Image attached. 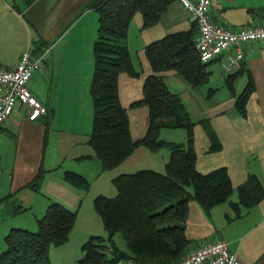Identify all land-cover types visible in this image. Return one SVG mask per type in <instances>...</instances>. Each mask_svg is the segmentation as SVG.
<instances>
[{
	"label": "trees",
	"instance_id": "obj_1",
	"mask_svg": "<svg viewBox=\"0 0 264 264\" xmlns=\"http://www.w3.org/2000/svg\"><path fill=\"white\" fill-rule=\"evenodd\" d=\"M175 1L92 0L88 4L99 13L98 36L93 48V125L89 137L95 157L104 170H109L142 145L153 151L168 147L171 153L165 171L146 168L122 173L113 179L117 188L115 196L98 194L95 197L94 206L102 218L107 237L90 236L83 245V256L78 264H118L130 259L153 264H177L187 254L192 242L186 231L191 200L198 201L206 209L229 202L234 217H241L264 198V186L255 173H250L235 188L226 166L209 172H201L197 168L193 144L196 122L192 120L181 95L172 91L164 78V73L172 71L193 86L209 81L210 62L200 59L196 47L199 31L195 22L189 29L168 33L145 46L152 72L143 81L142 97L130 106L148 107V126L144 136L134 139L131 135L128 109L121 101L119 86L122 73L133 78L141 75L126 42L130 23L134 15L140 13L143 27H152L162 20ZM242 72L243 69L227 78L233 93L234 81ZM254 89V80L249 72L248 82L236 103L244 115ZM206 120L199 122L204 124ZM164 127L187 128L188 142L160 139L159 131ZM208 132L216 139L213 130ZM219 147L218 142L212 148ZM64 179L75 187H88L85 177L75 171H65ZM235 191L238 199L232 201L230 197ZM76 217V210L58 201L50 203L45 214L38 219L37 231L10 230L5 237L7 248L0 252V264H51L50 246L68 240ZM118 233L124 237L126 249L117 245L115 237Z\"/></svg>",
	"mask_w": 264,
	"mask_h": 264
},
{
	"label": "crops",
	"instance_id": "obj_2",
	"mask_svg": "<svg viewBox=\"0 0 264 264\" xmlns=\"http://www.w3.org/2000/svg\"><path fill=\"white\" fill-rule=\"evenodd\" d=\"M91 1L0 0V67L13 68L21 54L31 47L35 53L42 52L45 47H52L42 60V69L36 71L29 82L31 92L47 106V113L31 120L28 118L27 107L19 105L0 128V162L3 169L0 178V204L8 207L11 205L12 214L18 215L16 228L35 224L29 216H23L24 211L26 214L34 211V215H30L37 219L41 212L42 216L45 214L49 204L54 201L70 209V204H79L80 193L84 190L67 182L64 179L65 171H77L94 178L103 170L102 163L95 157V151L89 144L93 125V48L99 27L98 11L88 6ZM180 12L188 18L186 28L189 29L193 23L191 15L178 0L172 3L160 23L154 27L165 21L172 32L180 31L176 29L182 21ZM210 16L215 23L232 28L264 25V0H211ZM140 19L143 23V18ZM243 49L245 57L240 69L226 72L221 65L223 78L219 70H216L220 80L223 79L228 84V76L243 69L239 79L234 81V84L237 81L239 84L238 89L234 88L238 94L246 86L249 72L253 77L255 89L248 101V115L246 118H239L233 112L231 118L237 117L243 121L239 126L247 133L244 147L257 154L253 158L258 165L250 172L257 174L264 186V41L245 43ZM230 53H235V50L232 49ZM225 59L226 54H223L210 63L218 61L221 64ZM149 73L151 72L138 77L142 80L138 83V93L134 95L129 91L127 93L133 87L131 79L134 78L120 75V98L127 109L133 101L142 97V84ZM164 78L172 91L179 94L188 92L192 98L198 96L195 89L199 86L191 85L181 75L166 72ZM171 82L183 91L173 89ZM233 97L232 95L231 98ZM226 103L229 106L233 102L228 99L211 111L222 114ZM208 108L207 106L205 113L201 111L200 114H206L211 109ZM234 129V126L233 130L227 128L230 131H235ZM248 134H255L257 138H248ZM129 157L130 155L126 159ZM140 169L146 167H138L137 170ZM149 169L160 170L153 167ZM231 178L233 181L232 176ZM32 182H35V186L29 185ZM233 185L237 188L239 184L235 185L233 182ZM236 197L238 199V195ZM225 204L229 221L238 222H234L235 225L228 222L221 227H213L211 231L214 237L190 245L189 251L223 238L228 241L230 249L237 253L240 264H264V198L258 205L246 210L241 217H234L229 202L222 205ZM199 205L203 207L200 203ZM7 232L8 229L2 233L3 238ZM188 237L192 240L189 235ZM1 247H4L2 238Z\"/></svg>",
	"mask_w": 264,
	"mask_h": 264
},
{
	"label": "rangeland",
	"instance_id": "obj_3",
	"mask_svg": "<svg viewBox=\"0 0 264 264\" xmlns=\"http://www.w3.org/2000/svg\"><path fill=\"white\" fill-rule=\"evenodd\" d=\"M141 16L140 13H136L132 18L126 42L129 44L134 65L137 70L141 72L139 77H144L147 72H152L150 63L145 54V43L159 39L169 32L171 33L172 28L170 29V26H168L165 21L158 27H154L155 25L152 27H143V23L140 19L142 18ZM180 16L182 21L180 26L176 29H188L186 28L188 27L186 25L188 18L185 17L182 12H180ZM216 68L219 70L221 77L223 78L221 64L218 61L211 62L209 64V69L211 71L209 81L195 89L196 92H198V96L192 98L188 92H182L180 95L192 115V120L196 122L193 127V144L197 153V168L211 171L218 167L226 166L234 179V184L237 185V183L240 184L245 181L251 173L250 171H253L256 165H258L253 158L257 156V154L244 147V139L247 133L243 132L242 128L239 126L243 121L237 119V117L231 118L233 112H235L239 118H246L248 115V110L246 111V115H244L236 105L240 93L238 94L237 91L233 93L229 84H225V81H222V78V80H220ZM122 74V76H128L125 73ZM131 80L134 82L132 84L133 87L131 90H126L127 93L129 91V93L134 95L135 93H138V83L142 79L136 77ZM238 85V81L235 82V89H238ZM171 87L175 90L183 91L181 90L182 88L179 89L175 87L172 82ZM124 95L126 96L127 94L125 93ZM232 95L234 96L233 98H231ZM228 99L233 103L229 106H227L228 103L224 104V112H222V114L218 112L213 113L211 111L213 108H219V106L222 105L221 103ZM207 106L211 108V112L208 111L206 114H212H200L201 111L205 113ZM247 106L248 104H246V108ZM128 110L130 114L129 119L132 137L140 138L144 136L148 126V107L145 105L138 107L129 106ZM201 119L208 120L203 124L199 122ZM233 126L235 131L227 130L228 127L233 130ZM209 130L214 131L216 139H213L210 136V133L208 132ZM251 137L257 138L255 134H248V138ZM159 138L165 141L186 144L188 142L189 132L188 129L184 127H164L159 131ZM218 142L220 143V147L212 148L214 145L218 144ZM137 148H139L138 151L132 153L133 155H130L128 159H125L112 169H103L98 176L94 178H90L75 171L85 177L88 187L80 188L84 191L83 193H80L81 198L79 204L74 206H71L72 204H70L69 206L73 208H71V210L77 211L76 221L69 233L67 241L60 245L53 244L50 246L49 257L51 264H78V260L83 256V245L87 242L90 236L101 235L107 237V231L104 228L102 218L95 209L94 199L100 193L110 197L117 194V188L113 182V179L116 176L122 173L135 172L138 167H153L160 169L159 171H165V163L169 160L171 153L168 147H162L157 151H153L145 145ZM255 149L258 150V148ZM190 191H193L192 188H190ZM237 195V191H235L230 199H237ZM190 203L191 212L189 220H187L186 227L188 228L186 231L188 233L187 235L192 238L191 245L212 239V237H214V234L211 231L213 227L218 228L221 227V225L228 224V222L229 224L238 222L229 221L226 214L227 210L224 207L227 206L226 204L222 205V203L206 209L205 207H201L199 203L194 200ZM36 212L38 213V211ZM228 212H230V210ZM232 212L234 213V211ZM34 213V211H28L26 214L24 211L23 214L25 215L23 216H29V218L33 219V223L35 224H33V226H25L21 228L30 231L38 230V219L42 217V212L41 216L37 217V219L30 215H34ZM233 213L231 214L233 215ZM17 223L18 215L12 214L11 205L8 207L6 204H0V238L3 239L4 244V247L0 248V252L7 248V243L5 237H2V233L8 229V234L12 228L18 227ZM9 224L13 226H9ZM235 224L236 223L233 225ZM115 240L121 249H126V241L121 233L116 235ZM118 264L128 263L124 260Z\"/></svg>",
	"mask_w": 264,
	"mask_h": 264
},
{
	"label": "built area",
	"instance_id": "obj_4",
	"mask_svg": "<svg viewBox=\"0 0 264 264\" xmlns=\"http://www.w3.org/2000/svg\"><path fill=\"white\" fill-rule=\"evenodd\" d=\"M197 24L196 47L202 62H210L226 54L221 62L226 72L241 68L245 57L243 44L264 41V25H241L237 28L215 23L210 16L211 0H178ZM52 49L45 47L35 53L34 48L24 51L16 66L10 69L0 67V128L12 116L19 105L27 107L28 118L35 120L47 113V106L30 90L29 82L34 73L42 69V60ZM234 49L235 53H230ZM3 169L0 162V178ZM128 264H153L130 259ZM177 264H240L236 252L227 240L219 238L202 244L189 252Z\"/></svg>",
	"mask_w": 264,
	"mask_h": 264
}]
</instances>
